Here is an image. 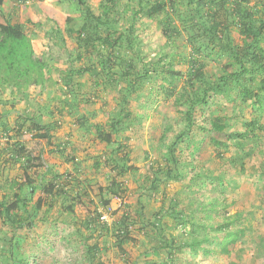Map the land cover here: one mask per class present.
Masks as SVG:
<instances>
[{"label":"trees","instance_id":"trees-1","mask_svg":"<svg viewBox=\"0 0 264 264\" xmlns=\"http://www.w3.org/2000/svg\"><path fill=\"white\" fill-rule=\"evenodd\" d=\"M6 1L11 0H0L1 15ZM71 1L80 11L79 17H66L63 27L52 30L65 45L69 64L66 69H59L62 90L69 95L65 106L71 115L76 114L78 126L87 133L95 132L110 146L104 161H96L97 167L106 165L110 169V181L101 188L110 196L104 200L106 205L112 197L126 195L129 179L137 183L139 198L160 193L166 198L164 187L171 181L182 179L186 168L192 165L191 155L183 150L182 144L189 136L193 137L196 130L204 135L195 149L202 157L199 165L210 159L214 152L210 148L214 145L215 150L222 149L219 152L221 158H226L224 153L232 150L227 158L229 162L245 168V160L260 149L264 141V0H129L124 8L130 12L128 18L120 10V0H101L98 6L90 0ZM144 15L156 22L165 37V42L152 56L143 54L144 42L136 34L138 21ZM69 39L71 43L67 42ZM214 60L218 61L216 68L210 65ZM47 65L34 56L31 39L23 24H13L10 18L0 23L2 84L21 90L30 84L47 81L51 78V74L45 71ZM178 66L186 68L183 70ZM152 80L160 81L164 94L174 97L175 105L181 107L178 111L183 126L173 129L172 137L168 135L172 127H167L161 138V155L150 163L151 173H140L132 163L131 148L119 141L118 136L129 130L136 120L130 109L132 94ZM100 87L113 89L120 97L110 119L94 122L96 112L90 116L80 112L79 108L90 102L89 90ZM219 98L232 101L234 110L240 109L241 112L249 103L252 118L247 119L239 113L221 114L222 107L217 104ZM224 105L228 107V104ZM4 115L0 113V128L5 134L16 131L9 135L14 140L10 149L12 166L20 162L24 175L22 182L10 179L6 173L10 164L6 161L0 163L3 177V180L0 178V189L6 190L0 195V220L12 231V235L7 231L0 235V249L3 256L13 260L17 231L33 228L42 211L48 215L59 209L61 213L75 215L76 201L61 181L64 176L48 168L41 154L34 155L19 140V135L25 131L36 132V135L50 140L56 125L43 120L38 112L33 115L27 112L25 118L19 116L16 127H11ZM26 121L28 127H25ZM64 148L59 146L62 153ZM3 153L0 151V162ZM43 168L44 172L39 175L43 183H37L29 172ZM199 171L195 177L209 170L204 165ZM47 173H51L50 179L46 178ZM260 175L264 181V169ZM40 188L48 197L35 199ZM215 189L219 188L215 186ZM219 191L205 205L194 204L196 209L192 210L179 208L180 198L168 196L153 218L146 217L141 205L138 218L144 228L151 230L153 241H157L153 248L170 262L178 260L189 249L192 253L204 255L214 251L230 256L229 264H243L235 246L250 226L242 222V211L231 212L238 202H229L224 197V190ZM190 192L188 195H193V190ZM167 199L169 205L164 208ZM101 216L97 213L86 218L85 229L92 234L98 231L97 219L101 220ZM170 220L174 221V227ZM104 222L101 227L115 233L124 262L137 264L125 248L136 241L133 226L137 220L126 213L111 226ZM179 227H183V232L175 233L173 230ZM256 248L264 252V236ZM87 249L90 264H103L96 260L101 251L97 242L88 244ZM29 260L25 256L14 262L30 264Z\"/></svg>","mask_w":264,"mask_h":264},{"label":"rangeland","instance_id":"rangeland-1","mask_svg":"<svg viewBox=\"0 0 264 264\" xmlns=\"http://www.w3.org/2000/svg\"><path fill=\"white\" fill-rule=\"evenodd\" d=\"M100 1L90 0L95 6H98ZM128 2L129 0H120V10L126 18L130 16V12L124 9ZM2 11L0 23H5L10 18L13 24H23L25 32L31 39L34 56L48 64L45 71L51 74V78L42 83L30 84L21 90L0 82V113L5 114V120L11 127H16L19 116L23 115L25 118L24 114L27 112L30 115L38 112L43 120L56 125L57 128L51 132L50 140L29 131L20 134L19 140L34 155L41 154L48 168L64 176L61 181L70 190L76 206L75 215L72 216L61 213L59 209H54L48 215L42 211L33 228L17 231L16 256L13 260L3 256L0 249V264H15L14 260L25 256L30 259V264H90L87 245L95 242L101 249L97 262L126 264L117 247L115 233L102 228L100 219H97L98 231L94 234L84 227L86 218L105 211L109 212V221L104 222L106 226H111L115 220L126 213L137 220L133 226L136 241L125 245L137 264H229L231 258L228 255L214 251L206 255L197 254L189 249L184 251L178 260L167 261L163 253L153 248L157 241H153L151 230L144 228L138 218V209L141 205L146 217L153 218L163 207L164 200L168 196L180 198L179 208L192 210L195 205L208 203L219 190H224L222 191L224 197L229 202L233 200L238 202V206L231 212L242 211L244 215L242 222L250 226L246 235L235 246V249L240 252L242 263L264 264V252L256 248L260 238L264 236V181L260 177L264 169V141L261 148L245 160L244 169L240 166L235 167L227 159L232 154V150L224 153L226 158H221L219 152L222 149L215 150L214 145L210 148L214 151L210 159L204 160L203 165H199L202 157L196 153L195 149L199 147L204 135L196 130L193 133L194 136H189L182 144L183 150L191 155L192 165L186 168L182 179L171 181L164 187L167 193L166 198L162 193L152 196L144 195L139 198L140 191L137 183L133 181L134 179H129L127 193L123 198L121 197L122 202L114 196L106 205L104 200L109 199L110 196L101 188L110 181V169L106 165L97 167L96 161H104L110 146L102 142L95 132L83 131L76 123V114L71 115L66 108L65 103L69 100V95L62 90L59 69H66L69 64L65 45L57 36L58 33L55 34L52 31L58 26L63 27L66 17H79L80 11L71 0L27 2L11 0L4 3ZM137 27L136 34L144 42L143 54L149 56L156 54L159 46L165 42L159 26L154 20L144 15L138 21ZM67 42L71 43V39ZM65 44L68 47V44ZM210 65L216 68L218 61H210ZM178 68L184 70L186 66H178ZM87 95L91 98L90 102L81 105L80 112H86L89 115L96 112V116L92 119L94 122H105L112 117L120 97L117 91L100 87L90 89ZM130 103V109L136 120L129 130L119 134L118 140L128 145L129 149L131 148L132 163L140 169V173H151L150 163L161 155L163 144L161 138L167 127H172V130L168 132L169 137H172L173 129H180L183 126L178 111L181 107L175 105L174 97L164 94L160 88V81L157 80L145 83L137 93H133ZM217 104L218 107H222L221 114L239 113L247 119L252 118L253 113L249 103L244 105L243 112L240 109L234 110L232 101L227 102L223 98H219ZM224 104H228V107L225 108ZM26 122L25 127H28L29 122ZM15 133L16 131L12 130L9 134H5L0 128V151L4 152L0 163L6 161V164H10L11 167L6 172L8 177L22 182L24 175L20 162L12 166L10 159L12 152L10 149L14 140L9 135ZM59 146L65 147L63 153ZM204 165L210 172H203L200 177H195L194 174L199 173ZM44 169L37 172L30 170L29 173L34 176L37 183H43L39 175L44 172ZM46 178L50 179L51 173H47ZM215 186L219 189H215ZM190 190H193V195H188L191 193ZM5 191L0 189V195ZM38 197L48 196L40 188L35 199ZM168 199L164 208L169 205ZM192 201H194V207ZM174 224V221L170 220L172 227ZM183 230V227H179L178 230L173 231L182 233ZM6 231L12 235L10 227L0 220V235Z\"/></svg>","mask_w":264,"mask_h":264},{"label":"built area","instance_id":"built-area-1","mask_svg":"<svg viewBox=\"0 0 264 264\" xmlns=\"http://www.w3.org/2000/svg\"><path fill=\"white\" fill-rule=\"evenodd\" d=\"M117 199L121 201L122 198L117 197ZM101 214H102V216H101L102 221H106V222L109 221V212L105 211V212H102Z\"/></svg>","mask_w":264,"mask_h":264},{"label":"clouds","instance_id":"clouds-1","mask_svg":"<svg viewBox=\"0 0 264 264\" xmlns=\"http://www.w3.org/2000/svg\"><path fill=\"white\" fill-rule=\"evenodd\" d=\"M117 197H119V196H117Z\"/></svg>","mask_w":264,"mask_h":264}]
</instances>
